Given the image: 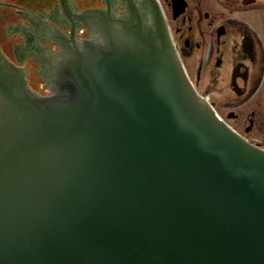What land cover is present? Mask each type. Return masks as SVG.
<instances>
[{
    "label": "water",
    "instance_id": "obj_1",
    "mask_svg": "<svg viewBox=\"0 0 264 264\" xmlns=\"http://www.w3.org/2000/svg\"><path fill=\"white\" fill-rule=\"evenodd\" d=\"M120 24L51 96L0 65V264H264V151L198 95L160 14Z\"/></svg>",
    "mask_w": 264,
    "mask_h": 264
},
{
    "label": "flooded vegetation",
    "instance_id": "obj_2",
    "mask_svg": "<svg viewBox=\"0 0 264 264\" xmlns=\"http://www.w3.org/2000/svg\"><path fill=\"white\" fill-rule=\"evenodd\" d=\"M158 14L197 93L224 103L225 121L264 148V0H0V65L48 97L75 50Z\"/></svg>",
    "mask_w": 264,
    "mask_h": 264
},
{
    "label": "rangeland",
    "instance_id": "obj_3",
    "mask_svg": "<svg viewBox=\"0 0 264 264\" xmlns=\"http://www.w3.org/2000/svg\"><path fill=\"white\" fill-rule=\"evenodd\" d=\"M210 99H209V102H210V104L212 105V107L218 112V114L224 119V120H226V116H225V114H224V106H225V104L224 103H220V102H215L214 100H213V98L212 97H209ZM230 110L229 109H227L226 110V112L228 113ZM229 124L230 125H232V126H234V127H236L234 124H233V122H229Z\"/></svg>",
    "mask_w": 264,
    "mask_h": 264
}]
</instances>
